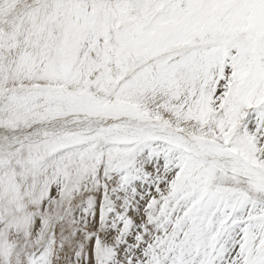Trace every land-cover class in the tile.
<instances>
[{
	"label": "snow or ice",
	"instance_id": "snow-or-ice-1",
	"mask_svg": "<svg viewBox=\"0 0 264 264\" xmlns=\"http://www.w3.org/2000/svg\"><path fill=\"white\" fill-rule=\"evenodd\" d=\"M0 264H264V0H0Z\"/></svg>",
	"mask_w": 264,
	"mask_h": 264
}]
</instances>
